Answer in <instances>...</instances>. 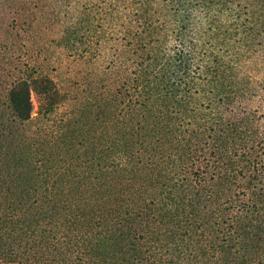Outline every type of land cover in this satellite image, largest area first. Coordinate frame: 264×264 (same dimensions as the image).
<instances>
[{"label": "rangeland", "instance_id": "rangeland-1", "mask_svg": "<svg viewBox=\"0 0 264 264\" xmlns=\"http://www.w3.org/2000/svg\"><path fill=\"white\" fill-rule=\"evenodd\" d=\"M111 1L0 0V164L13 159L21 140L35 146H22L23 154L13 159V165H22L20 169L11 166L0 174V261L264 264V43L258 30L252 32L254 54L245 56L243 64L252 73L241 81L245 90L230 95V103L208 90L197 100L206 141L230 151V181L214 184L216 180L208 177L198 182L197 189L205 194L220 189L230 194L219 201L230 197V202L221 205L212 198L195 206H156L150 211L153 218H137L129 225L132 234L121 235L120 229H128V224L117 218L116 211H122L118 202L89 206L83 200L88 186L76 190L81 179L61 168L67 167V157L73 153L97 160L108 143L117 149V143L105 138L103 119L108 116L101 90L108 84L119 90L123 82L120 93L105 96L122 105L135 102L134 55L123 57L126 42L112 32L117 26L100 24L101 17L110 14L135 16V10L130 13L127 8L133 0H115L108 7ZM192 1L202 12L220 9L215 15L218 23L230 21L222 10L230 0ZM40 74L55 79L60 102L42 114L40 98L31 89V117L16 118L7 98L9 87L18 78ZM109 104L120 116L116 103ZM131 110L136 122L142 109Z\"/></svg>", "mask_w": 264, "mask_h": 264}, {"label": "trees", "instance_id": "trees-1", "mask_svg": "<svg viewBox=\"0 0 264 264\" xmlns=\"http://www.w3.org/2000/svg\"><path fill=\"white\" fill-rule=\"evenodd\" d=\"M197 3L133 0L127 8L130 13L135 10V16L126 13L101 17L100 24L117 26L113 34L126 42L121 47L123 57L130 52L134 55L135 102L122 105L117 98L116 102L105 96L120 93L123 82H119V90H113L109 84L105 91L101 90L108 116L103 119V129L107 127L108 134L103 136L107 142L112 139L114 145L117 143V149L108 143L106 152H100L97 160L80 151L73 153L67 157V167L61 168L66 174L72 170L73 174L70 173L81 179L76 190L88 186L83 200L89 206L118 202L122 211H116L117 218L128 224V229H120L121 235L132 234L129 225L137 218H153V207L195 206L202 199L219 201L220 196L230 194L220 189L205 194L197 189L198 182L208 177L216 180L214 184L230 179V151L206 141V125L200 121L197 100L208 90L230 103V95L245 90L241 81L252 75L250 70L243 69L245 56L254 54L252 32L258 30L264 43V0H230V5L222 9L230 20L225 25L215 18L220 9L202 12ZM113 5L115 0L107 4ZM123 68L124 72L129 69ZM31 89L40 98L42 114L52 112L60 102V88L53 77L40 74L30 79L18 78L7 93L16 118L31 117ZM111 102L122 110L120 116L114 113ZM132 106L142 109L136 122L129 114H134ZM225 125L227 133L225 128L229 127ZM21 142L15 146L13 159L23 154L22 146H34L26 140ZM4 148L7 155L9 151ZM13 159L1 161L0 174L12 167L21 168L22 165H13ZM226 201L230 202V197L219 202L222 205Z\"/></svg>", "mask_w": 264, "mask_h": 264}]
</instances>
